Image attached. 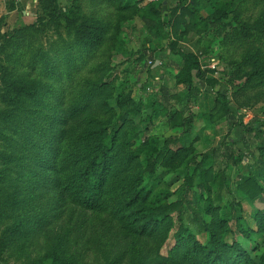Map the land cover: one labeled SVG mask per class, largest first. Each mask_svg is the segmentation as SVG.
<instances>
[{"label":"trees","instance_id":"trees-1","mask_svg":"<svg viewBox=\"0 0 264 264\" xmlns=\"http://www.w3.org/2000/svg\"><path fill=\"white\" fill-rule=\"evenodd\" d=\"M103 1L115 15L88 13L78 0H38L35 22L2 31L0 17V264H264V251L254 256L264 240V105L244 126L259 143L228 156L242 179L236 192L214 154L145 134L161 118L187 133L188 104L202 93L194 77L218 83L180 40L230 15L225 35L264 40V0ZM248 1L259 10L246 19ZM129 20L182 57L174 86L163 76L160 94L145 102L108 74ZM50 28L56 37L44 43ZM231 63L237 90L264 88V42ZM144 109L151 112L138 121ZM180 168L188 172L177 187L161 180L160 169ZM244 201L255 209L246 213Z\"/></svg>","mask_w":264,"mask_h":264},{"label":"rangeland","instance_id":"rangeland-1","mask_svg":"<svg viewBox=\"0 0 264 264\" xmlns=\"http://www.w3.org/2000/svg\"><path fill=\"white\" fill-rule=\"evenodd\" d=\"M12 1H15V8L11 5ZM22 1L0 0V17L5 19L2 31H9L35 22L38 12V0L36 3L32 2L30 4ZM72 1L59 0L61 5H70ZM78 2L82 4L88 13L99 11V13L109 17L115 15L116 10L110 6L108 1L78 0ZM18 3H20L19 8L17 7ZM23 9L27 11L26 14L22 12ZM241 9L243 18L248 19L257 15L259 7L252 1H248L243 6L241 5ZM231 17L232 15L218 23L211 20L209 28L205 32L202 34L190 32L179 42L178 47L181 50L196 53L200 63L205 68L213 69L214 71L209 74L218 80V83L212 87L196 76L194 77L195 87L200 89L202 93L195 98H191L188 104L185 115L191 113L193 119L189 131L185 132L187 126L183 123L175 125L169 123L167 118H161L145 134L157 135L161 144L168 138L177 137L180 139V143H174L172 147L193 143L198 154H214L215 169L225 172L229 185L236 192V184L240 183L242 179L236 165L228 160V156L232 151L238 153V149L247 152L246 143L252 148H255L259 143L260 139L258 140L250 132L245 131V127L255 125L257 121L256 110L264 105V88L247 91L237 90L236 85L242 81L235 78L236 68L231 62L240 59L244 49L261 46L264 40L239 42L236 35H225L221 30V24L232 21ZM123 28L124 51L114 52L112 57L113 69L108 74L112 77L116 76L117 83L127 81L129 88L133 91V98L138 102H145L154 94H160L158 88L159 84L162 83L163 76H165L168 86L172 88L175 82L174 75L177 73L174 64L178 63L182 57L179 53L168 49L169 39L164 38L159 43L156 34L142 33L140 25H137L135 20L125 22ZM54 37L56 35L52 28L42 35L44 43ZM174 38L173 35L170 40ZM142 52H144V58L140 59ZM158 56L163 58L164 63L161 65L159 61L155 66L156 61L159 60ZM151 61H155V63L151 65ZM21 70L29 71L30 69L23 66ZM216 91L224 93L227 99L218 97L215 94ZM207 92L212 95L209 99L205 97ZM150 112L149 109H144L137 120L145 119ZM229 139H233L235 144H229ZM246 162L247 159L244 160V163ZM159 172L162 177L161 180L170 183L175 188L188 171L180 168L178 170L160 169ZM222 195L224 201L228 202L233 199L227 188L222 190ZM242 207L246 213H250L255 209L247 201L243 202ZM260 245V251L254 253V256H258L264 251V240H261ZM14 260L2 261L1 264H10Z\"/></svg>","mask_w":264,"mask_h":264},{"label":"built area","instance_id":"built-area-1","mask_svg":"<svg viewBox=\"0 0 264 264\" xmlns=\"http://www.w3.org/2000/svg\"><path fill=\"white\" fill-rule=\"evenodd\" d=\"M151 1H158V0H143L142 1V4H146V3H148V2H151ZM36 3L37 2V0H30V3ZM152 62V61H151Z\"/></svg>","mask_w":264,"mask_h":264},{"label":"crops","instance_id":"crops-1","mask_svg":"<svg viewBox=\"0 0 264 264\" xmlns=\"http://www.w3.org/2000/svg\"><path fill=\"white\" fill-rule=\"evenodd\" d=\"M22 2H25V3H29L30 4V0H23ZM19 6H20V3H18L17 4V7L19 8ZM31 8V7H30ZM22 12L24 13V14H26L27 13V11L26 10H22Z\"/></svg>","mask_w":264,"mask_h":264},{"label":"water","instance_id":"water-1","mask_svg":"<svg viewBox=\"0 0 264 264\" xmlns=\"http://www.w3.org/2000/svg\"><path fill=\"white\" fill-rule=\"evenodd\" d=\"M159 63V60L156 61L155 66Z\"/></svg>","mask_w":264,"mask_h":264}]
</instances>
